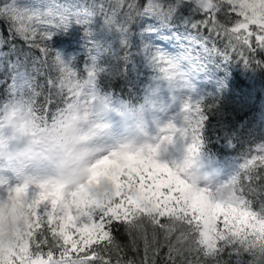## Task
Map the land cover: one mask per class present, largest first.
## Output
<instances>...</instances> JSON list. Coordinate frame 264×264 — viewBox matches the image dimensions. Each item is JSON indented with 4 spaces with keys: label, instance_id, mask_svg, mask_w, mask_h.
<instances>
[{
    "label": "snow or ice",
    "instance_id": "snow-or-ice-1",
    "mask_svg": "<svg viewBox=\"0 0 264 264\" xmlns=\"http://www.w3.org/2000/svg\"><path fill=\"white\" fill-rule=\"evenodd\" d=\"M185 3L205 19L190 22L179 37L181 53L172 56L154 45L143 46L150 66L165 73L170 84L178 82L191 88L190 78L206 72L211 53L216 51L207 47L212 33L223 35L227 47L236 51L245 64L253 63L257 52H264V0H146L142 8L135 0L126 5L125 0L109 4L98 0L84 9L50 3L43 11L31 12L17 7L15 0H5L0 4V25L6 28L8 38L0 33V46L22 39L40 53L41 63L57 73L55 79L46 81L50 89L86 84L95 96L97 78L103 71L96 65L97 57L93 55L91 65L84 66L86 77L81 84L78 70L48 47L53 31L67 28L73 19L77 24H89L92 17L100 16L106 27L121 34L120 44L126 46L129 26L137 18L154 16L166 23L177 6ZM125 7L121 22L116 18ZM224 7L243 19L225 27L217 20ZM253 25L255 29L250 28ZM201 28L208 29L209 37L189 30L199 33ZM144 31L151 33L154 29ZM253 36L256 47L251 43ZM10 50L14 51L15 45ZM223 55L228 60L226 51ZM20 67L19 63L8 62L13 89L17 81L21 88L34 81ZM104 101L109 102V98L104 97ZM178 117L181 124L170 122L166 128L170 135L164 139L173 140L178 133L182 140L189 141L187 151L196 154L206 119L199 101L183 100ZM253 151L255 154L246 158L231 177L227 193L192 181L186 170L164 162L159 148L153 145L115 150L98 162L113 161L120 169L115 194L103 203L82 202L60 183L31 178L14 183L12 178L0 175V204L7 198L25 207L29 215L28 239L0 249V264H112L114 253L116 264H136L119 258L121 246L115 234L121 229L130 236L137 234L133 245L137 238L143 240L144 258L140 264H157L164 249L163 264H259L264 257V200L257 209L248 198L252 189L240 183L241 175L251 182L261 178L258 169L264 173V143Z\"/></svg>",
    "mask_w": 264,
    "mask_h": 264
},
{
    "label": "trees",
    "instance_id": "trees-1",
    "mask_svg": "<svg viewBox=\"0 0 264 264\" xmlns=\"http://www.w3.org/2000/svg\"><path fill=\"white\" fill-rule=\"evenodd\" d=\"M97 2L98 0H15L17 7L30 12L43 11L50 3L73 8L79 5L80 9H84ZM103 2L109 4L113 0ZM128 2L129 0H125V5ZM135 2L142 8L146 0ZM3 3L5 0H0V4ZM124 11H127L126 7L117 16V20L123 21ZM238 18L236 14H229L225 7L217 14V20L229 28ZM201 19L205 17L193 12L188 3L178 5L166 23L154 16L137 18L129 26L126 46L120 44V33L105 26L103 17L94 16L89 24L87 21L77 24L73 19L67 28L54 30L47 45L53 53H59L65 63L78 70L81 84L86 77L84 66H90L91 57L95 55L97 67L103 69L97 78V91L108 97L111 105L119 107L128 104V107L137 108L145 102L146 87L158 71L150 66L143 55L144 44L154 45L172 56L178 55L181 52L179 37L185 33L190 22ZM149 28L154 31L146 33L144 30ZM37 30L39 31V26ZM189 30L202 37L210 35L207 28H201L199 33ZM0 33L7 40L8 32L2 25ZM227 43L223 35L216 33H212L207 41V47L215 48L216 51L211 53L206 72L199 73L206 82L202 81L200 84L197 101L206 117L200 148L217 159L220 167L233 169L234 175L244 160L255 154L253 149L264 143V52H257L253 63L245 64L236 51L227 47ZM251 43L256 47L255 37H252ZM96 44L100 47H96ZM11 45H15L14 51L10 50ZM225 51L228 53V60L224 59ZM42 59L36 49L29 48L20 38L12 40L11 44L0 46V101L12 94L30 97L35 110L47 120L65 103L70 102L73 93L80 87L65 86L61 90L57 86L56 89H50L46 81L49 78L55 79L57 73L41 63ZM257 61L262 63L257 64ZM8 62L19 63L20 70H26L34 77V81L22 88L19 87L21 82L17 81L18 86L11 88ZM257 173L261 175L260 179L254 178L249 182L241 175L240 183L252 189L248 192V198L255 202L258 209L259 203L264 200V173L259 169ZM147 231L151 239V227ZM133 236L137 234L130 236L123 229L116 232L115 239L121 246L118 255L122 260H134L136 264H140L144 258L143 240L137 238L133 245ZM26 239L27 235L24 240ZM166 251L164 249L161 252L157 264H163V253ZM33 252H36L35 247ZM111 259L112 264H116L117 254L114 253ZM224 259H228L227 255ZM259 264H264V257L260 258Z\"/></svg>",
    "mask_w": 264,
    "mask_h": 264
},
{
    "label": "clouds",
    "instance_id": "clouds-1",
    "mask_svg": "<svg viewBox=\"0 0 264 264\" xmlns=\"http://www.w3.org/2000/svg\"><path fill=\"white\" fill-rule=\"evenodd\" d=\"M113 111L125 112L96 93L87 85L73 93L70 102L51 119L38 116L30 97L16 96L0 107V164L16 174L23 182L28 178L56 182L75 187L86 186L91 198L103 200L111 196L107 183L87 185L89 167L97 159L104 134L119 136L121 132L139 146L145 137L139 128H117L110 123ZM140 127L146 128L150 112L147 106H137ZM11 243L9 232L4 238Z\"/></svg>",
    "mask_w": 264,
    "mask_h": 264
},
{
    "label": "rangeland",
    "instance_id": "rangeland-1",
    "mask_svg": "<svg viewBox=\"0 0 264 264\" xmlns=\"http://www.w3.org/2000/svg\"><path fill=\"white\" fill-rule=\"evenodd\" d=\"M238 19L242 20L243 17H239ZM250 28L255 29V26H250ZM165 76V73L157 71V75L151 79L146 87L147 97L145 102L140 105V107L146 105L150 112L146 128L140 127V121L136 115L137 108L128 107V104L123 106V108L127 110L125 112L113 111L110 120V123L117 128H131L133 126L139 128L140 132L145 137L143 144L135 146L123 132H121L119 136L104 134L100 138L101 147L98 151L97 159L89 167V175L86 183L87 185L107 183L111 188V196L103 200L91 198L87 194L84 184L75 187L63 184L66 191L75 193L77 199L82 202L103 203L109 200L115 194V190L118 187L117 182L120 169L113 161H107L104 164H99L98 162L115 150H121L125 147L138 149L146 145H153L159 148L161 159L164 162L186 170V174L192 181L209 186L212 189H219L224 193L228 192V185L233 176V169L220 167L217 159L212 158L211 155L201 148H199L196 154L189 153L186 149L189 141L186 139L182 140L178 133L175 134L173 140L164 139V137L170 135V133L166 131L170 122H173L177 126L181 124V120L178 117L181 102L185 99L197 101L200 94V84H202V81L206 82V79L202 77L203 75L201 76L198 73L190 78L189 82L191 83V88H188L178 82L170 84ZM97 93L102 97H106L101 95L98 91ZM16 96L19 95L12 94V96L8 97L6 100L0 101V107L5 106L8 100ZM37 115L41 116L38 112ZM0 170H2L0 171V175L12 178L14 183L19 182L16 174L2 164H0ZM31 179L33 181H42L36 178ZM28 220V210L25 207L5 198L3 203L0 204V249L14 246L18 241L25 239L28 232ZM9 232L15 237V240L11 243H6L3 238L8 235Z\"/></svg>",
    "mask_w": 264,
    "mask_h": 264
}]
</instances>
